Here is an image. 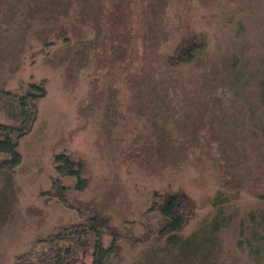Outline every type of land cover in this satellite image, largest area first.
I'll return each mask as SVG.
<instances>
[{
  "label": "rangeland",
  "instance_id": "rangeland-1",
  "mask_svg": "<svg viewBox=\"0 0 264 264\" xmlns=\"http://www.w3.org/2000/svg\"><path fill=\"white\" fill-rule=\"evenodd\" d=\"M195 36L194 62L167 70ZM40 82L13 180L0 173V264L93 215L115 231L111 264H264V0H0V123ZM60 152L89 178L64 202ZM177 190L196 209L165 240L154 195Z\"/></svg>",
  "mask_w": 264,
  "mask_h": 264
},
{
  "label": "trees",
  "instance_id": "trees-1",
  "mask_svg": "<svg viewBox=\"0 0 264 264\" xmlns=\"http://www.w3.org/2000/svg\"><path fill=\"white\" fill-rule=\"evenodd\" d=\"M204 45L202 36L187 38L166 57L165 68L171 71L192 64L204 49ZM44 93V84L40 82L30 83L25 94H12L16 103L10 118L17 124L0 123V155L4 156L0 161V173L9 174L12 180L14 168L21 161L19 140L26 135L35 121L37 100L42 98ZM52 163L57 176L52 179L49 190L51 195H58V199L64 202L67 191L82 192L87 189L89 178L85 175L83 161L60 152L54 155ZM67 179L74 181L73 186H64L63 181ZM223 203L226 201L219 195L214 205L221 206ZM152 208L166 223L164 226L169 232L165 240H169L179 236L187 220L193 216L196 203L183 191H164L154 195ZM215 223V231L225 225ZM114 234L115 231L111 229L106 217L87 216L84 222L61 228L46 239L36 241L33 248L19 256L14 264H73L78 262L80 257L87 255L91 257V264H111V248L105 247L103 238L105 235ZM256 240L264 243V235Z\"/></svg>",
  "mask_w": 264,
  "mask_h": 264
}]
</instances>
